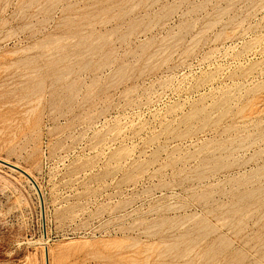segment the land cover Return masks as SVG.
I'll return each mask as SVG.
<instances>
[{
	"label": "rangeland",
	"instance_id": "obj_1",
	"mask_svg": "<svg viewBox=\"0 0 264 264\" xmlns=\"http://www.w3.org/2000/svg\"><path fill=\"white\" fill-rule=\"evenodd\" d=\"M0 158V264H264V0H0Z\"/></svg>",
	"mask_w": 264,
	"mask_h": 264
},
{
	"label": "bare ground",
	"instance_id": "obj_2",
	"mask_svg": "<svg viewBox=\"0 0 264 264\" xmlns=\"http://www.w3.org/2000/svg\"><path fill=\"white\" fill-rule=\"evenodd\" d=\"M1 159V158H0ZM3 160V159H2ZM7 162V161H6ZM0 163H2V162H0ZM10 163V162H9ZM2 164H4V163H2ZM11 164H13V163H11ZM5 165V164H4ZM14 166H17V165H15V164H13ZM10 167V166H9ZM17 167H19V166H17ZM10 168H12V169H15V170H17V171H19L18 169H16V168H14V167H10ZM20 168V167H19ZM22 170H23V168H21ZM25 171V170H24ZM26 172V171H25ZM19 173H22L21 171H19ZM27 173V172H26ZM23 174V173H22ZM28 174V173H27ZM24 175V174H23ZM29 176H30V174H29ZM27 177V176H26ZM31 177V176H30ZM28 178V177H27ZM32 178V177H31ZM29 179V178H28ZM33 179V178H32ZM30 180V179H29ZM31 181V180H30ZM34 181V180H33ZM35 182V181H34ZM35 184H36V182H35ZM35 184H32V185H34L35 187H36V189L38 190V192H40L39 191V188H38V186H37V184L35 185ZM40 194V193H39ZM41 197V196H40ZM41 201L43 202L44 200H42V197H41ZM49 250H48V248L46 249L45 248V258H46V264H48V262H47V252H48Z\"/></svg>",
	"mask_w": 264,
	"mask_h": 264
},
{
	"label": "water",
	"instance_id": "obj_3",
	"mask_svg": "<svg viewBox=\"0 0 264 264\" xmlns=\"http://www.w3.org/2000/svg\"><path fill=\"white\" fill-rule=\"evenodd\" d=\"M0 162L4 163L5 165L7 166H10V167H14L16 169H18L19 171H21L25 176H27L32 182L33 184H35V182L33 181V179L29 176V174H27L24 170H22L21 168L17 167V166H14L13 164L9 163V162H6L5 160H2L0 159ZM36 185V184H35Z\"/></svg>",
	"mask_w": 264,
	"mask_h": 264
}]
</instances>
